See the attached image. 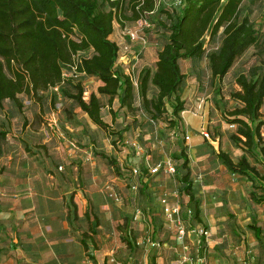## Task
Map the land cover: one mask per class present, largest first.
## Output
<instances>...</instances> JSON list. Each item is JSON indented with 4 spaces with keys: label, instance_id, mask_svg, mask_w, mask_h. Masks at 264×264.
<instances>
[{
    "label": "rangeland",
    "instance_id": "374dc122",
    "mask_svg": "<svg viewBox=\"0 0 264 264\" xmlns=\"http://www.w3.org/2000/svg\"><path fill=\"white\" fill-rule=\"evenodd\" d=\"M173 2L160 4L152 17L153 27L138 32L139 41L131 42L127 35L129 29L135 28L134 22L126 20L123 25L119 18L116 20L113 41L129 46L116 65L133 82L137 99L130 108L121 106L118 97L110 103L109 96H101V113L107 128L97 126L65 96L64 89L73 87L74 82L63 89L41 91L38 96L24 94L29 102L20 107L13 101H5L0 106V121L17 123L21 119L19 110L24 112L23 106H31L34 100L42 108L44 118L40 124L46 121L45 125L55 126L56 121H62L59 141L67 142L66 155L71 150L75 155L59 159L57 164L58 156L52 153L49 165L55 164L56 168L61 165L63 170L78 167L95 171L91 180L85 177L75 183L81 187L92 185L91 201L95 204L106 201L107 211L111 210L112 214L115 211L113 218L104 216L93 222L89 230L86 223L81 225L86 230L83 237L88 241L84 264H264V202L252 198V192L264 193V182L231 173L219 156L226 151L237 161L246 154L264 173V103L259 119L253 124L260 125L263 138L257 137L251 150L243 142L232 139L239 124L228 115L243 105L232 96L241 89L237 77L242 73L249 75L253 66H264V0H245L241 12V18L249 16L263 34L260 40L236 60L224 77L214 78L208 54L219 50L223 32L221 29L215 39L208 32L204 36L205 57L182 61L186 77L179 95L185 100V109L179 113L180 119L173 115V97L167 101L168 112L156 121L139 95L144 77L157 70L158 52L168 41L170 32L164 23H168V8ZM105 8L110 9L108 3ZM125 13L131 14L129 9ZM92 54L93 49L89 48L81 56ZM78 79L83 82L87 99L92 92L98 93L103 84L92 75ZM157 90L149 79L147 97L156 96ZM53 113L57 115L56 121L51 118ZM66 120L75 126H66ZM204 131L209 132L210 138ZM6 144V140L0 143V158ZM182 147L189 155L202 222L196 218L194 205L181 189L180 179L187 173L180 155ZM112 157L118 162L115 166L110 162ZM4 167L0 161V168ZM156 167L159 171L153 173L151 170ZM135 169L142 173L136 174ZM179 206L180 211L173 212ZM255 227L261 229L259 235ZM201 229L208 235H201ZM0 260L2 264L8 263L5 257Z\"/></svg>",
    "mask_w": 264,
    "mask_h": 264
},
{
    "label": "trees",
    "instance_id": "16d2710c",
    "mask_svg": "<svg viewBox=\"0 0 264 264\" xmlns=\"http://www.w3.org/2000/svg\"><path fill=\"white\" fill-rule=\"evenodd\" d=\"M244 2L185 0L181 7L168 8V23H164L170 32L168 41L158 52L157 70L144 77L139 95L152 119L158 121L168 112L167 101L173 97V115L180 119L179 113L185 109V100L179 95L186 77L182 61L187 58L197 61L205 57L204 36L208 32L212 39L221 29L223 32L219 50L208 54L214 78L224 77L236 60L260 40L263 34L254 21L249 16L241 18ZM105 3L109 4V10ZM126 9L130 10V15L125 13ZM154 10L156 0H0V106L9 100L20 107L21 94L38 96L41 91L61 85L64 70L78 54L77 70L97 77L103 84L99 86L98 93H91L88 100L83 97L85 90L81 79L71 78L60 89L74 82L73 87L64 89L65 96L72 99L97 126L107 128L101 113V96H109L110 103L118 97L121 106L130 108L137 99L133 82L116 65L120 48L110 38L115 22L119 18L125 25L126 20L135 22L145 16L152 21L155 13L150 12ZM89 48L93 49V54L82 57L81 53ZM149 79L158 89L152 98L146 95ZM237 83L241 89L233 92L232 96L243 105L228 113L233 122L239 124L232 139L243 142L251 150L256 145V138H263L260 125L254 127L253 124L259 119L264 103V66H253L249 75L240 74ZM6 138L7 131L0 129V143ZM180 155L187 169L180 179L181 189L194 205L196 218L202 222L200 199L193 190L185 147L181 148ZM219 156L231 173L252 180L259 178L264 182V173L250 162L246 154L237 161L226 151L220 152ZM110 162L114 166L118 164L113 157ZM252 198L262 203L264 193L252 192ZM255 232L259 235L261 229L255 227ZM83 244L87 249L84 239Z\"/></svg>",
    "mask_w": 264,
    "mask_h": 264
},
{
    "label": "crops",
    "instance_id": "0c3cea01",
    "mask_svg": "<svg viewBox=\"0 0 264 264\" xmlns=\"http://www.w3.org/2000/svg\"><path fill=\"white\" fill-rule=\"evenodd\" d=\"M115 34L116 29L112 40ZM25 95L19 96L23 104L29 102ZM31 102V106H23L24 112L19 110L17 123L0 121L7 131V147L0 158L5 165L0 168V257L7 264H84L86 230L81 225L86 223L89 230L102 217L113 218L115 210L113 214L107 211L106 201H91L92 185L75 183L85 177L91 180L95 171L49 165L52 153L59 164V159L73 158L74 151L65 154L68 144L59 141L63 123L56 121L57 115L51 117L55 126L45 125L46 121L40 124L42 108ZM3 116L7 118L6 113ZM66 126L75 124L66 120Z\"/></svg>",
    "mask_w": 264,
    "mask_h": 264
},
{
    "label": "built area",
    "instance_id": "2783aa9c",
    "mask_svg": "<svg viewBox=\"0 0 264 264\" xmlns=\"http://www.w3.org/2000/svg\"><path fill=\"white\" fill-rule=\"evenodd\" d=\"M166 1L167 0H156V10L150 12V14H154L159 9L160 4L162 2H166ZM173 1L174 2L172 4H170L169 8H171V7L172 8L173 7H181V6H183L185 4V0H173ZM134 25H135V28L134 29H129V31L127 32V35H128V37H129L131 42L139 41V33H138L139 31H144L145 29H151L153 27L152 21L146 16L138 19L137 21H135ZM140 39H142L145 42V38L142 37ZM118 46L120 48L119 49L120 55H119V58L117 60V63L120 62L121 58L123 59L124 52L129 49V46L127 44L122 45V46H120L118 44ZM79 58H80V55H78V54L75 55L74 56V62L71 65L67 66V68L64 70V72H63V80H62L61 85L65 84L66 81L71 79V78L78 79L81 76L85 75L84 73H81V72H79L77 70V65H78ZM61 85H57L53 89L59 90ZM83 97H84L85 100H88L87 97L85 96V92H84V96ZM203 133H204V135L206 137L210 138L209 132L204 131ZM173 170H175V169L173 168ZM151 171L153 173L158 172L159 168L158 167L153 168ZM135 173L138 174L140 172H138V170L135 169ZM134 185H136V184H134ZM134 188H135V186H134ZM179 211H180V206L175 208V209H173V212L177 213ZM203 234H207L208 235V232L204 231V229H201V235H203ZM245 264H250V262H246Z\"/></svg>",
    "mask_w": 264,
    "mask_h": 264
}]
</instances>
